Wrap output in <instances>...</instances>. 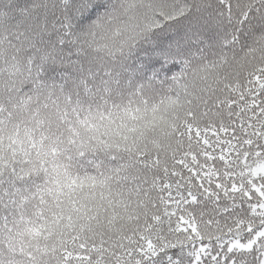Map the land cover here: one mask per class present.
Returning <instances> with one entry per match:
<instances>
[{
    "label": "snow or ice",
    "instance_id": "6c2138e0",
    "mask_svg": "<svg viewBox=\"0 0 264 264\" xmlns=\"http://www.w3.org/2000/svg\"><path fill=\"white\" fill-rule=\"evenodd\" d=\"M0 264H264V0H0Z\"/></svg>",
    "mask_w": 264,
    "mask_h": 264
}]
</instances>
